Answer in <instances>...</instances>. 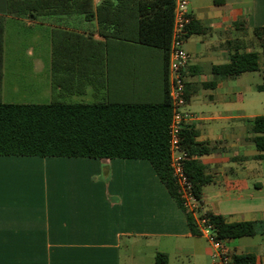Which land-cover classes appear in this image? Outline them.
Instances as JSON below:
<instances>
[{
  "label": "crops",
  "instance_id": "1",
  "mask_svg": "<svg viewBox=\"0 0 264 264\" xmlns=\"http://www.w3.org/2000/svg\"><path fill=\"white\" fill-rule=\"evenodd\" d=\"M188 8L185 125L215 146L193 157L212 176L202 208L228 223L256 222L255 235L227 244L264 264V152L252 140L264 114L249 98L264 83L246 80L264 71L260 62L235 77L212 70L236 50L260 59L251 33L264 26V0H189ZM0 34V102L163 101L164 55L137 40V0H33L30 16L0 0ZM11 48L25 63L7 64ZM158 252L168 264H215L148 159L0 154V264H154Z\"/></svg>",
  "mask_w": 264,
  "mask_h": 264
},
{
  "label": "trees",
  "instance_id": "2",
  "mask_svg": "<svg viewBox=\"0 0 264 264\" xmlns=\"http://www.w3.org/2000/svg\"><path fill=\"white\" fill-rule=\"evenodd\" d=\"M8 11L22 16L32 14L27 0H7ZM175 0H137L138 37L140 44L160 49L164 55V100L160 103H63L22 104L0 102V154L40 155L91 158H145L148 159L170 194L182 207L180 189L170 167L168 126L171 120V100L168 88V56L174 21ZM191 25V24H190ZM189 25V26H190ZM189 28V27H188ZM191 33L190 30H188ZM264 52V26L253 30ZM2 35L0 34V46ZM259 55L255 51L231 55L230 62L213 67L221 78L235 77L256 71ZM252 140L264 152V115L253 120ZM197 131L184 125L182 147L188 153L186 172L195 193L203 205L202 188L212 181L206 167L193 158L210 154L215 146L196 140ZM183 208V207H182ZM194 234L199 233L192 214L186 212ZM205 216L213 224L217 237L224 241L257 232L253 221L226 222L211 211ZM236 264H256L251 253L231 251ZM169 257L158 252L154 264H168Z\"/></svg>",
  "mask_w": 264,
  "mask_h": 264
},
{
  "label": "built area",
  "instance_id": "3",
  "mask_svg": "<svg viewBox=\"0 0 264 264\" xmlns=\"http://www.w3.org/2000/svg\"><path fill=\"white\" fill-rule=\"evenodd\" d=\"M189 0H175L174 21L171 32L168 56V88L171 100V120L168 126L170 167L175 183L180 189V200L186 212L193 215L199 233L204 235L212 248L215 264H236L231 256L227 242L219 239L215 228L202 208L185 163L188 153L182 147V129L185 122L192 117L186 108V82L184 70L190 55L185 48L188 26L192 20L189 12Z\"/></svg>",
  "mask_w": 264,
  "mask_h": 264
},
{
  "label": "rangeland",
  "instance_id": "4",
  "mask_svg": "<svg viewBox=\"0 0 264 264\" xmlns=\"http://www.w3.org/2000/svg\"><path fill=\"white\" fill-rule=\"evenodd\" d=\"M27 1H29L28 3H30L32 5V9H33V0H27ZM89 1L91 2L92 0H89ZM130 14H131V10H130ZM28 16H30L29 13H28ZM251 36H253L256 39V37L254 36L253 33H251ZM27 45L24 44L23 46H25L27 48ZM20 46H22V45H20ZM259 49L261 50L260 47H259ZM24 61H25L24 55H22L21 52L19 54H17L13 48L10 49L9 54L6 56V62L8 65L15 66V65H19L21 63H25ZM259 62H260V65L262 67V71H264V53L260 54ZM259 74H261V75H259ZM246 80H247V82L252 81L253 83L262 84V83H264V72L263 73L262 72L261 73H252V75H249V77ZM249 98L256 102L255 105L258 108L257 111L260 114H264V90L259 91L256 88L252 89L251 91H249ZM163 100H164V97H163ZM252 146H253V144H252ZM260 169L264 170V160L261 163ZM207 263L211 264L212 263L211 259L207 260Z\"/></svg>",
  "mask_w": 264,
  "mask_h": 264
}]
</instances>
